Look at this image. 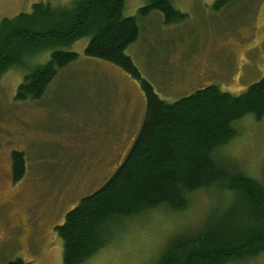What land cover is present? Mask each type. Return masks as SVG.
<instances>
[{
    "label": "rangeland",
    "instance_id": "374dc122",
    "mask_svg": "<svg viewBox=\"0 0 264 264\" xmlns=\"http://www.w3.org/2000/svg\"><path fill=\"white\" fill-rule=\"evenodd\" d=\"M74 0H0V22L28 14L36 3ZM172 0L183 20L166 24L151 11L138 18L129 56L155 94L168 103L209 85L238 96L264 74V0ZM143 0H125L135 17ZM82 38L63 50L78 59L61 68L39 99L17 100L24 72L0 76V264H62L55 231L65 214L99 189L123 162L145 112L139 83L118 67L88 58ZM49 52L31 62L44 64ZM238 135L216 152L220 161L264 185V117L236 124ZM22 152L25 172L12 179L11 153ZM224 193H195L183 212L153 210L123 222L104 248L83 264H153L173 235L196 229ZM116 229V228H115ZM229 264H264L258 257Z\"/></svg>",
    "mask_w": 264,
    "mask_h": 264
},
{
    "label": "trees",
    "instance_id": "16d2710c",
    "mask_svg": "<svg viewBox=\"0 0 264 264\" xmlns=\"http://www.w3.org/2000/svg\"><path fill=\"white\" fill-rule=\"evenodd\" d=\"M124 1L36 3L30 13L0 22V76L11 68L24 72L17 100L39 99L57 72L78 59L63 48L82 38H88L86 57L123 70L144 94L143 121L123 162L55 227L63 244L62 264H83L127 220L158 209L187 210L193 195L202 191L224 193L227 200L212 206L196 229L170 237L153 264H229L258 257L264 253V185L228 167L216 152L238 135L236 124L243 118L264 117V74L238 96L209 85L173 103L161 100L125 50L139 37L138 18L158 11L172 24L184 15L172 0H143L137 16L124 17ZM229 1L217 0L214 7ZM45 52L46 63L31 62ZM11 172L14 182L22 178V152L11 153Z\"/></svg>",
    "mask_w": 264,
    "mask_h": 264
}]
</instances>
